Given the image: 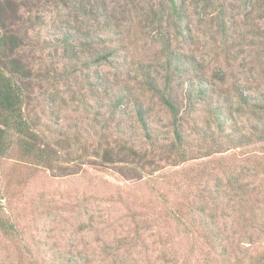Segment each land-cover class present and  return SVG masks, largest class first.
<instances>
[{"label":"rangeland","instance_id":"1","mask_svg":"<svg viewBox=\"0 0 264 264\" xmlns=\"http://www.w3.org/2000/svg\"><path fill=\"white\" fill-rule=\"evenodd\" d=\"M155 1H110V7L123 20L124 43L134 64L158 62L161 44L144 15ZM194 1L188 0L187 13L193 30L184 38L178 37L174 48L194 53L204 61L209 74L222 67L248 88H262L264 9L250 10L243 0H224L238 24L236 46L227 49L216 19L211 14H200ZM32 3L18 7L17 15L27 16ZM80 20L86 25L83 18ZM47 35L44 36L52 47L37 51L33 69L38 73L48 70L51 79L29 81L26 107L31 118L40 120V132L60 159L51 167L32 165L20 160L17 146L0 156V264L257 262L264 254V141L255 135L253 143L233 147L223 138L222 151L212 156L181 164L161 160L156 167L143 171H132L129 168L134 165L122 161L106 162L101 155L96 156L98 133L84 131L80 140L76 129L87 126V113H91L85 111L83 99L89 101V107H97L99 101L116 100L120 88L115 69L107 64L98 67L110 74L114 84L110 93L102 87H87L89 73L94 74L95 67L53 78L54 68H61L62 63L48 56L56 38ZM59 71L63 74V68ZM120 82V86L125 84ZM136 90L150 107L153 125L163 135L169 124L168 113L156 97L144 94L138 87ZM97 92L99 95H95ZM53 97L57 98L56 105L51 101ZM123 110L105 112L110 130L116 132L117 124L133 127L127 136L138 138L139 145L149 149L150 142L135 112L123 120ZM207 115L203 111L201 118H196L204 131L190 135L192 148L205 145L201 139L204 133L216 131L214 120L207 119ZM238 120L241 131L254 132V120ZM74 136L80 142L72 140L67 147L68 139ZM106 138L109 141L104 140L106 149L102 153L116 151L115 144L110 143L112 138ZM166 138H172L170 130ZM82 154L86 155L84 159ZM157 157H161L159 153ZM218 185H224L226 190V186L232 188L230 200L228 192L212 195ZM239 186L248 194L246 199L236 194Z\"/></svg>","mask_w":264,"mask_h":264},{"label":"trees","instance_id":"2","mask_svg":"<svg viewBox=\"0 0 264 264\" xmlns=\"http://www.w3.org/2000/svg\"><path fill=\"white\" fill-rule=\"evenodd\" d=\"M29 1L33 3L28 15L18 16L17 8L28 6ZM110 1L0 0V156L10 153L17 146L20 160L32 165L51 167L60 159L55 148L40 132V120L34 116L31 118L26 107L29 81L36 78L38 81L51 79L48 70L38 73L33 69L37 51L50 48V45L52 47L45 34L56 38L52 52L54 55L48 53V56L61 60L59 69L63 68V74H59V69L53 67V78L60 75L69 77L79 69L90 70L95 67L97 70L94 74L89 73L87 87H102L105 93H110L114 89L110 74L98 67L107 64L115 69L114 77L120 88L116 100L99 101L97 107H89V101L83 99L85 111L91 113H87V126L82 129L77 126L76 129L80 140L84 131L98 133L96 156L101 155L106 162L122 161L133 164L129 168L132 171H143L151 166L156 167V163L161 160L181 164L200 156H212L222 151L223 138L233 147L253 143L255 135L260 142L264 141V86L248 88L236 78H231L222 67L209 74L205 71L204 61L194 53L180 47L174 48L178 37L184 38L186 33L193 30L187 20L188 0H156L144 14L161 44L155 64H134L128 58L124 43L126 29L115 8L110 7ZM194 3L200 14H211L210 17L216 19L223 45L227 49L235 47L238 24L236 15L230 13L225 1L195 0ZM243 3L250 5V10L264 9V0H243ZM51 12L54 14L51 15ZM80 18L84 19L86 25H82ZM120 80L125 84L120 86ZM134 85L144 94L156 97L168 113L169 124L163 135L153 125L155 120L152 119L150 107L140 99ZM51 101L56 105L57 98L53 97ZM122 110L123 120L135 112L145 138L150 142L149 149L140 146L138 138L127 136L133 127L117 124L116 132L110 130L111 124L105 112L110 111L109 114H112ZM203 111L208 112L207 119L214 120L218 135L216 131L204 133L201 139L205 145L192 148L190 140L193 137L190 139V135L204 131L200 122L196 121V118H201ZM242 117L255 121L252 124L253 133L241 131L238 119ZM119 119V123L123 124ZM169 130L172 138H166ZM105 136L112 138L110 143L115 144L116 151L105 150L102 153L106 149L104 140L109 141ZM72 140L80 142L74 136L71 141L68 139L67 147L73 144ZM158 153L161 157H157ZM81 157L84 159L86 155L82 154ZM226 188L218 185L212 195L228 192L230 200L232 188ZM237 190L236 194L247 198L248 194L243 192L241 186ZM254 264H264V254Z\"/></svg>","mask_w":264,"mask_h":264}]
</instances>
